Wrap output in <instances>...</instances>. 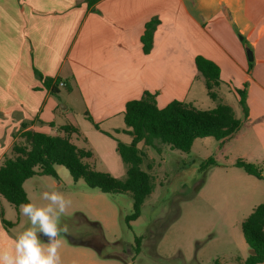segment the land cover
Instances as JSON below:
<instances>
[{"label": "crops", "instance_id": "0c3cea01", "mask_svg": "<svg viewBox=\"0 0 264 264\" xmlns=\"http://www.w3.org/2000/svg\"><path fill=\"white\" fill-rule=\"evenodd\" d=\"M153 17L159 23L145 53L140 37ZM196 55L218 65L216 102L233 111L221 86L238 101L236 89L248 81V114L235 133L246 128L244 135L264 141V0H0V164L22 123L48 134L70 125L80 147L73 140L84 135L81 123L110 138L104 131L127 134L125 104L145 90L159 107L173 99L195 106L194 83L204 80ZM35 71L65 86L52 93ZM243 155L264 168L260 151ZM32 177L23 183L26 194ZM6 202L0 195L3 216L14 224L6 227L0 217V249L12 247L23 216L19 206L7 214Z\"/></svg>", "mask_w": 264, "mask_h": 264}, {"label": "rangeland", "instance_id": "374dc122", "mask_svg": "<svg viewBox=\"0 0 264 264\" xmlns=\"http://www.w3.org/2000/svg\"><path fill=\"white\" fill-rule=\"evenodd\" d=\"M244 47L248 56L250 46L244 43ZM204 81H196L193 86L198 97L195 106L201 109L217 103L208 95ZM227 87L221 86L226 100L233 104L235 116L242 119L241 105ZM60 92L64 94L65 89ZM80 126L84 135L73 141L92 152L88 163L124 181L127 164L117 152L116 142L129 143L131 136L118 133L110 138L90 124ZM243 130L225 141L198 137L189 151L170 148L159 140H155V146L138 143L144 152L140 168L151 175L153 190L145 197L139 216L130 221L125 219L133 211L130 191L104 192L89 187L82 178L74 180L63 165L55 167L58 178L32 177L26 184L27 197L42 205L47 203L41 198L42 192L59 190L72 201L60 221L68 228L58 237L61 262L240 264L249 254L241 222L264 200V168L256 164L263 175L258 178L235 165L238 158L248 161L242 158L244 153L264 154L263 139L244 135ZM209 158L214 162L209 163ZM55 179L58 185L52 183ZM6 203L7 214L12 216L17 207ZM28 226V218L22 216L17 233ZM137 236L141 241L135 253Z\"/></svg>", "mask_w": 264, "mask_h": 264}, {"label": "trees", "instance_id": "16d2710c", "mask_svg": "<svg viewBox=\"0 0 264 264\" xmlns=\"http://www.w3.org/2000/svg\"><path fill=\"white\" fill-rule=\"evenodd\" d=\"M158 23L159 20L153 17L144 25L140 40L145 53L152 47ZM194 61L196 68L204 77L208 95L217 100L214 87L220 81L218 65L202 55H196ZM251 64L252 62H249V66ZM35 74L52 93L59 91V79L51 81L38 71H35ZM245 86L236 89L244 117L248 114ZM123 121L127 127L125 132L131 136L129 143L118 140L116 142L117 152L127 164L124 181L117 180L107 172L97 171L88 163L87 159L92 156V152L76 146L70 140V132L77 131L70 125L60 127L63 134H48L27 129V123H22L20 129L13 135L15 140L11 154L6 155L0 164V195L16 207L28 203L29 199L23 186L25 180L33 175H50L58 178L55 165H63L74 180L82 178L89 187H97L104 192L130 191L133 211L125 216L126 221H130L139 216L145 197L153 190L151 175L140 168L144 152L139 149L138 143L155 146V140H159L170 148L189 151L193 141L198 137L229 139L241 126V119L235 116L228 104L217 102L211 108L201 109L192 103L173 99L165 106L159 107L155 93L147 90L140 97L126 102ZM94 125L98 128L96 123ZM104 133L113 136L110 132ZM208 162L213 163L214 160L209 158ZM235 165L248 174L263 178L261 169L252 162L238 158ZM0 217L6 227L14 224L4 218L2 209ZM241 230L245 242L254 253H249L240 264L264 263V200L254 206L241 222ZM140 241L141 236H137L135 253L139 252Z\"/></svg>", "mask_w": 264, "mask_h": 264}, {"label": "clouds", "instance_id": "9594fccd", "mask_svg": "<svg viewBox=\"0 0 264 264\" xmlns=\"http://www.w3.org/2000/svg\"><path fill=\"white\" fill-rule=\"evenodd\" d=\"M41 198L47 203L29 201L19 206L29 226L15 237L10 249H0V264H61L58 237L68 228L60 221L72 201L59 190L44 191Z\"/></svg>", "mask_w": 264, "mask_h": 264}, {"label": "water", "instance_id": "95a60500", "mask_svg": "<svg viewBox=\"0 0 264 264\" xmlns=\"http://www.w3.org/2000/svg\"><path fill=\"white\" fill-rule=\"evenodd\" d=\"M248 55H249V59L251 60L252 57H251V51L250 50H248ZM249 253H252L253 254L254 253V250L249 248Z\"/></svg>", "mask_w": 264, "mask_h": 264}, {"label": "built area", "instance_id": "2783aa9c", "mask_svg": "<svg viewBox=\"0 0 264 264\" xmlns=\"http://www.w3.org/2000/svg\"><path fill=\"white\" fill-rule=\"evenodd\" d=\"M58 85H59V86H63V85H64V81H63V80H60V81L58 82Z\"/></svg>", "mask_w": 264, "mask_h": 264}]
</instances>
